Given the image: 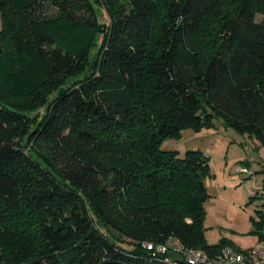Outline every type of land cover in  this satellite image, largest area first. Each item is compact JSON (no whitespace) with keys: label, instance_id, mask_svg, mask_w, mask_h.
<instances>
[{"label":"trees","instance_id":"obj_1","mask_svg":"<svg viewBox=\"0 0 264 264\" xmlns=\"http://www.w3.org/2000/svg\"><path fill=\"white\" fill-rule=\"evenodd\" d=\"M0 17V264L238 249L205 239L208 157L161 145L220 120L264 147V0H0Z\"/></svg>","mask_w":264,"mask_h":264},{"label":"rangeland","instance_id":"obj_2","mask_svg":"<svg viewBox=\"0 0 264 264\" xmlns=\"http://www.w3.org/2000/svg\"><path fill=\"white\" fill-rule=\"evenodd\" d=\"M105 21V16L100 19ZM94 54L95 49L91 51ZM214 124L215 128L198 132L183 130L179 138L165 140L161 149L180 155L199 150L208 157L211 177L204 179L209 196L204 204L206 242L216 244L225 239L242 250L257 242L253 221L257 220L256 211L264 207V147L256 139L224 127L220 120ZM239 168L247 173H239Z\"/></svg>","mask_w":264,"mask_h":264},{"label":"built area","instance_id":"obj_3","mask_svg":"<svg viewBox=\"0 0 264 264\" xmlns=\"http://www.w3.org/2000/svg\"><path fill=\"white\" fill-rule=\"evenodd\" d=\"M239 173L246 174L245 168ZM142 247L153 256H162L163 264H264V242H256L246 249L225 247L220 254L208 255L201 250L183 246L177 239L168 238L162 244L143 243Z\"/></svg>","mask_w":264,"mask_h":264},{"label":"water","instance_id":"obj_4","mask_svg":"<svg viewBox=\"0 0 264 264\" xmlns=\"http://www.w3.org/2000/svg\"><path fill=\"white\" fill-rule=\"evenodd\" d=\"M63 89H61L60 91H59V93H58V95H61L62 93H63Z\"/></svg>","mask_w":264,"mask_h":264},{"label":"crops","instance_id":"obj_5","mask_svg":"<svg viewBox=\"0 0 264 264\" xmlns=\"http://www.w3.org/2000/svg\"><path fill=\"white\" fill-rule=\"evenodd\" d=\"M264 170V168H262Z\"/></svg>","mask_w":264,"mask_h":264}]
</instances>
